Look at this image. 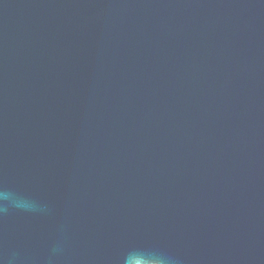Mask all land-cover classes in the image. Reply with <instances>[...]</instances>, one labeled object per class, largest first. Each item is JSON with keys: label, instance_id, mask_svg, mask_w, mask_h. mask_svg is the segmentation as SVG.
<instances>
[{"label": "water", "instance_id": "1", "mask_svg": "<svg viewBox=\"0 0 264 264\" xmlns=\"http://www.w3.org/2000/svg\"><path fill=\"white\" fill-rule=\"evenodd\" d=\"M264 264V0H0V264Z\"/></svg>", "mask_w": 264, "mask_h": 264}, {"label": "flooded vegetation", "instance_id": "2", "mask_svg": "<svg viewBox=\"0 0 264 264\" xmlns=\"http://www.w3.org/2000/svg\"><path fill=\"white\" fill-rule=\"evenodd\" d=\"M206 256V261L203 264H213V253L211 248L207 249L206 253L202 254V258Z\"/></svg>", "mask_w": 264, "mask_h": 264}]
</instances>
